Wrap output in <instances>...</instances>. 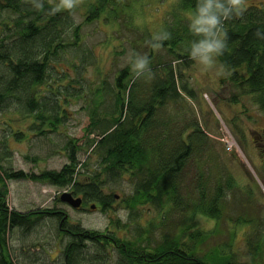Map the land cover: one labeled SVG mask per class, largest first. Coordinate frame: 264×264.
<instances>
[{
    "label": "trees",
    "instance_id": "16d2710c",
    "mask_svg": "<svg viewBox=\"0 0 264 264\" xmlns=\"http://www.w3.org/2000/svg\"><path fill=\"white\" fill-rule=\"evenodd\" d=\"M58 4L0 0V127L6 131L0 138V264H52L53 249L61 250V264H264V209L244 207L232 213L231 208L237 194L262 206L259 198L245 177L232 174V154L225 144L209 136L195 108H186L197 99L188 75L196 67L189 49L198 37L188 25L197 0H174L164 13L157 34L167 31L172 38L162 42L158 54L151 46L154 30L135 19L136 5L144 10L142 0H82L72 10L54 12ZM78 13L83 23H78ZM100 23L119 35L123 29L140 31L151 48V78H137L132 66L125 65L112 74L98 69L97 83L83 81L87 64L100 61L95 46H86L84 26ZM224 28L227 48L218 58L223 66L218 81L229 87L228 100L244 108L251 101L264 114V39L254 35L257 30L264 34V0H246L243 14L226 20ZM111 36L100 45H108ZM85 88L94 90L85 107L91 114L86 137L95 145L87 162L79 159L80 148L71 137L63 146L70 161L60 170L35 174L9 165L14 158L11 139L63 135L60 130L71 119L69 107L84 97ZM92 157L97 159L93 169L88 167ZM76 171L88 172L90 182H78ZM24 178L59 187L73 184L83 204L103 211L116 201L112 185L127 178L132 189L122 203L133 223L114 219V229L100 231L72 223L68 212L58 208L14 209L7 181ZM150 208L155 215L140 222ZM49 217L50 250L41 242L29 243L27 236ZM200 217L216 228L230 222V238L211 247L210 236L217 231L204 228ZM171 220H176L173 226ZM158 228L162 231L156 238ZM236 229L242 230L243 247L235 246ZM16 230L29 244L18 253L12 247Z\"/></svg>",
    "mask_w": 264,
    "mask_h": 264
},
{
    "label": "rangeland",
    "instance_id": "374dc122",
    "mask_svg": "<svg viewBox=\"0 0 264 264\" xmlns=\"http://www.w3.org/2000/svg\"><path fill=\"white\" fill-rule=\"evenodd\" d=\"M142 2L144 3V10L136 5V22L138 21L142 27H145L144 25L150 27L151 30H154L152 33L155 36L159 30V26L162 24L164 15H166L164 13L171 8L174 0H142ZM76 17L78 23L84 22V17L80 13ZM85 27H87L86 31ZM84 33L87 37L86 46L94 45L96 56L100 59V61L95 60V65L87 64L86 70L88 73L86 72L82 75L83 81L86 83L91 81L94 83L99 82V79L95 76L98 69L112 74L125 65H131L129 55L134 53V51L140 55H150L151 53V48H147L146 46L149 41L140 38V31H135L134 29L131 32L123 29L119 35L116 28L100 23L85 25ZM109 35H113L114 37L111 36L108 45H100L102 41L108 39ZM154 50L157 54L160 52L158 49ZM116 51L120 52V54H117ZM112 54L118 56H112ZM195 64L196 67H193L196 69L192 67L188 71V75L192 85L196 88L197 99L191 101V105L189 104L186 108L189 111L191 106L195 108L197 112L196 117L201 121V125L207 124L205 125V129L208 130L207 133L210 137L221 140L220 142L231 137L236 141L237 150L230 152L232 154V161L229 165L232 174L235 176L242 175L247 179L249 185L254 189L256 196L259 198L258 201L263 206L262 208L257 203L248 204V200H240L241 196L237 194L235 195L236 197L232 196V213L236 209L241 211L244 207L251 212H262L264 209V114L251 101H247V107L244 108L242 103H234L228 100V97H230L229 87H221L218 81L219 75L223 74L219 70V66L209 70H202V66L196 61ZM133 74L134 72H132ZM93 92L94 90L85 88L83 92L85 93L84 97L77 102L74 101L69 107L71 119L60 130L63 135L51 134L46 138L38 137L31 141H11L10 146L13 150L14 158L9 165L12 164L15 170H24L26 173L35 174H39L44 170H60L67 162V157L63 150L64 139L72 137L81 141L80 143L87 141L85 130L90 124L91 114L90 110L85 107L87 101L93 97ZM5 132V129L0 127V138ZM85 158L86 155H81L82 160ZM96 160L93 157L88 167L92 169L97 167ZM87 175L88 172L81 174L80 177L86 178ZM7 182L9 183L8 202L12 208L17 210L58 208L68 212L72 223H79L85 228L100 231H104L110 228V226L114 229V225H112L114 219H119L121 224L127 225L133 223V220L131 221V214L119 198H116V201L112 203V208H109L107 211L101 210V207L91 209L90 206L93 203H89L90 205L84 203L81 208L75 209L57 200L63 193L62 187L44 182H35L25 178L20 180L9 179ZM112 189L111 192L121 194L125 198L131 192L132 185L127 178H124L119 183L112 185ZM106 191L109 192L110 189L106 188ZM237 203L240 206H237ZM231 208L229 205V210ZM226 212L231 214L229 211ZM154 215V209L150 208L149 212L142 215L140 222L145 223L147 219ZM43 220L34 228L31 234L27 235L29 237L28 242H41L45 248L50 250L53 248L54 243L53 234L48 227L51 224V217L44 218ZM200 220L204 228L217 231L213 236H210L211 247L229 239L230 230L234 229L233 225L228 221H222L221 225L216 228L215 222L201 217ZM175 222L176 220H171L169 225L173 226ZM161 231L162 229L160 228H158V231L156 230V238H159ZM241 231L240 229H236L235 246L239 245L238 247H243ZM119 232L122 233L123 230L120 229ZM28 242L23 240L21 232L16 230V233L12 237V247L16 253L21 248L28 246ZM143 243L148 244L149 242L143 241ZM50 255L55 260L52 264H61V250L53 249ZM262 255L264 257V254ZM241 261L245 262L246 259L241 258ZM113 264H115L114 261Z\"/></svg>",
    "mask_w": 264,
    "mask_h": 264
},
{
    "label": "clouds",
    "instance_id": "9594fccd",
    "mask_svg": "<svg viewBox=\"0 0 264 264\" xmlns=\"http://www.w3.org/2000/svg\"><path fill=\"white\" fill-rule=\"evenodd\" d=\"M81 3L82 0H59V4L53 11L72 10ZM245 10L246 0H197L196 7L190 14L188 26L189 31L198 39L191 42L189 55L192 60L202 66V70L218 67V58L227 48L224 22L234 16H241ZM254 35L264 39V34L259 30ZM171 38L169 32L161 31L153 37L151 46L159 49L163 41ZM129 61L137 78L145 75L151 78L154 75L147 55L131 53ZM219 70H223L222 65L219 66Z\"/></svg>",
    "mask_w": 264,
    "mask_h": 264
},
{
    "label": "bare ground",
    "instance_id": "6f19581e",
    "mask_svg": "<svg viewBox=\"0 0 264 264\" xmlns=\"http://www.w3.org/2000/svg\"><path fill=\"white\" fill-rule=\"evenodd\" d=\"M11 141H15V140H10V143H11ZM81 141H79L78 139H75V144H76V146H78L79 148H80V154H79V159L80 160H82L81 159V155H86V158L83 160V161H85V162H87V159H88V156H89V154H92L93 153V149L95 148V145H92V146H90V143H89V141H88V139H87V141H85L84 143H80ZM223 143L225 144V147H226V149L228 150V152H232V151H236L237 150V143H236V141L235 140H229V139H226V140H224L223 141ZM66 157H67V155H65ZM93 158V157H92ZM92 158H91V161H92ZM70 160H69V158L67 157V162L66 163H68ZM76 177H78L79 179H78V182H83L84 180L86 181V182H90V179L88 178V179H85V178H81L80 177V174L78 173V171H76V174H75V178ZM72 186H73V184H69V185H67V186H63L62 188H63V195L64 194H70L73 198H81L82 197V195L81 194H78V195H75L74 193H73V191H72ZM61 194V195H62ZM59 198V197H58ZM58 198H57V200H58ZM116 198H119L120 199V201L122 202V200L124 199L123 198V196L121 195V194H116ZM59 201L61 202V203H65V204H67V202H65V201H63L62 199H61V196H60V198H59ZM30 210H42V209H40V208H38V209H30ZM30 210H26V211H30ZM22 211V210H21Z\"/></svg>",
    "mask_w": 264,
    "mask_h": 264
},
{
    "label": "water",
    "instance_id": "95a60500",
    "mask_svg": "<svg viewBox=\"0 0 264 264\" xmlns=\"http://www.w3.org/2000/svg\"><path fill=\"white\" fill-rule=\"evenodd\" d=\"M61 199L65 202H67V204L75 209L82 207L83 204V198H73L70 194H62L61 195ZM92 209H95L96 206L95 204H92L91 206Z\"/></svg>",
    "mask_w": 264,
    "mask_h": 264
},
{
    "label": "built area",
    "instance_id": "2783aa9c",
    "mask_svg": "<svg viewBox=\"0 0 264 264\" xmlns=\"http://www.w3.org/2000/svg\"><path fill=\"white\" fill-rule=\"evenodd\" d=\"M228 139H229L230 141H231V140H234L232 137H231V138H228Z\"/></svg>",
    "mask_w": 264,
    "mask_h": 264
}]
</instances>
